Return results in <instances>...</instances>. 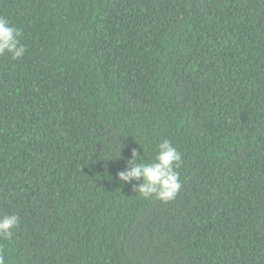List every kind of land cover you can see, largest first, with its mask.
I'll return each instance as SVG.
<instances>
[{
	"label": "trees",
	"instance_id": "obj_1",
	"mask_svg": "<svg viewBox=\"0 0 264 264\" xmlns=\"http://www.w3.org/2000/svg\"><path fill=\"white\" fill-rule=\"evenodd\" d=\"M0 16L27 49L0 56L6 264H264V0H0ZM164 139L183 154L168 203L117 178Z\"/></svg>",
	"mask_w": 264,
	"mask_h": 264
},
{
	"label": "clouds",
	"instance_id": "obj_2",
	"mask_svg": "<svg viewBox=\"0 0 264 264\" xmlns=\"http://www.w3.org/2000/svg\"><path fill=\"white\" fill-rule=\"evenodd\" d=\"M22 30L12 24L9 19L0 16V56L6 53L12 60L21 59L27 49L21 43ZM143 148L144 145L139 143ZM119 155L113 158H120ZM183 163V154L164 139L157 145V154L151 162H145L137 148H132L131 157L125 160V167L117 173V178L123 184L131 185L133 190L142 198L153 196L164 203L173 200L182 187L177 169ZM20 226V217L7 214L0 218V239L10 240L14 229ZM0 264H6L0 250Z\"/></svg>",
	"mask_w": 264,
	"mask_h": 264
}]
</instances>
